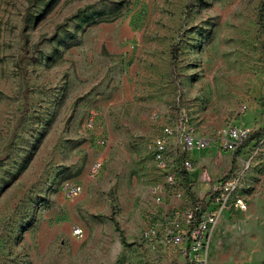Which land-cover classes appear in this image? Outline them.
<instances>
[{"label": "rangeland", "instance_id": "obj_1", "mask_svg": "<svg viewBox=\"0 0 264 264\" xmlns=\"http://www.w3.org/2000/svg\"><path fill=\"white\" fill-rule=\"evenodd\" d=\"M183 114L214 140L193 186L246 167L208 264H264V0H0V264H160L152 139Z\"/></svg>", "mask_w": 264, "mask_h": 264}, {"label": "built area", "instance_id": "obj_2", "mask_svg": "<svg viewBox=\"0 0 264 264\" xmlns=\"http://www.w3.org/2000/svg\"><path fill=\"white\" fill-rule=\"evenodd\" d=\"M187 120L183 114L178 119L165 121L152 139L151 156L157 179L149 192L159 210L142 229L140 238L153 257L162 258L160 264H208L213 231L223 212L246 210L245 200L239 193L246 167L224 173L210 183L203 182L201 187L185 183L194 166L189 153L203 150L214 141L198 135ZM247 137V129L230 125L219 133L217 148L233 153ZM100 165L98 160L92 162L90 173L95 174ZM78 190L77 186L66 187L69 194ZM72 234L80 236L81 229H72Z\"/></svg>", "mask_w": 264, "mask_h": 264}, {"label": "trees", "instance_id": "obj_3", "mask_svg": "<svg viewBox=\"0 0 264 264\" xmlns=\"http://www.w3.org/2000/svg\"><path fill=\"white\" fill-rule=\"evenodd\" d=\"M50 1H52V0H50ZM23 20H24L23 27H25V24H26V21H27V17H25ZM252 138H253V136H248V137L243 141L244 144L247 143V142H249ZM233 157H235V155H233ZM232 163H233V160H232ZM185 183H186V184H189V183H190V180H189L188 176L185 177Z\"/></svg>", "mask_w": 264, "mask_h": 264}, {"label": "crops", "instance_id": "obj_4", "mask_svg": "<svg viewBox=\"0 0 264 264\" xmlns=\"http://www.w3.org/2000/svg\"><path fill=\"white\" fill-rule=\"evenodd\" d=\"M199 163V162H198ZM200 164V166L202 167V168H204L205 167V165L203 164V163H199ZM205 169V168H204ZM224 174V173H223ZM222 173L220 174V176H222L223 175ZM219 176V177H220ZM202 177V176H201ZM218 176L216 177V178H214V179H217V178H219ZM206 179L208 180V181H211V180H214V179H212V178H210L207 174H206ZM203 180H204V177H203ZM191 182H193L192 180H191ZM204 182V181H203ZM194 183V182H193ZM192 183V184H193ZM205 183V182H204ZM207 183V182H206ZM229 211H226L225 212V214H227ZM224 219H225V217H223Z\"/></svg>", "mask_w": 264, "mask_h": 264}]
</instances>
